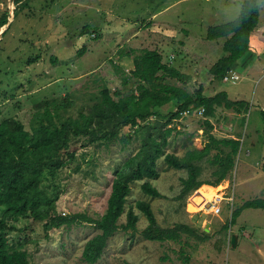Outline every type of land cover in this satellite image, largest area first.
<instances>
[{
	"label": "rangeland",
	"instance_id": "374dc122",
	"mask_svg": "<svg viewBox=\"0 0 264 264\" xmlns=\"http://www.w3.org/2000/svg\"><path fill=\"white\" fill-rule=\"evenodd\" d=\"M235 2L0 0V21L6 18L0 27V122L14 117L29 130L33 112L55 98L69 95L72 105L62 113L75 116L104 89L128 92L130 84L122 85V76L130 74L133 60L144 49L157 50L163 63L189 76L185 82L166 77V83L190 93L202 88L205 96L226 91L229 99L247 102L245 112L215 106L212 116L199 115L194 109L178 119L170 116L178 103H168L157 109L163 118L150 117L135 132L123 129L131 135L127 145L118 141L90 145L81 137L71 140L74 160L47 177L46 191L50 196L58 193L57 212H86L94 217L106 209L115 169L141 146L142 126L156 120L157 128L163 129L162 123L171 119L166 152L179 156L185 147L202 148L210 136L239 141L233 167L221 183L202 185L187 194L181 183L186 172L167 167L158 158V176L131 183L118 221L125 224L131 208L138 216L136 229L119 228L94 264H264V210L243 209L231 224L232 212L244 201L264 199V55L258 52L264 47V9L251 34L252 43L221 79L213 77L210 67L224 54L226 38L206 39L207 27L224 23ZM85 25H90L89 32L81 35ZM229 150L213 146L209 158ZM244 159L247 163L242 167ZM199 164L200 180L214 181L215 166L206 159ZM144 181L152 183L160 196L145 194L140 187ZM206 190L214 193L212 200L207 199ZM138 200L149 202L157 226L177 228L176 240L143 236L148 221L135 208ZM215 207H220L218 213H213ZM14 224L23 229L9 231L8 242L25 250L31 264H86L81 259L83 246L98 232L91 225L45 232L38 222L29 226L18 219Z\"/></svg>",
	"mask_w": 264,
	"mask_h": 264
},
{
	"label": "trees",
	"instance_id": "16d2710c",
	"mask_svg": "<svg viewBox=\"0 0 264 264\" xmlns=\"http://www.w3.org/2000/svg\"><path fill=\"white\" fill-rule=\"evenodd\" d=\"M18 2L19 0H15ZM260 10L253 9L235 25L226 22L208 26L206 39L226 38L223 44L224 54L210 67L215 79H221L248 49L249 37L259 24ZM0 21V27L6 23ZM90 25H85L81 35L89 32ZM134 69L129 75L122 76L121 84L128 86V92L104 89L92 105L80 109L75 116L62 112L72 105L69 95L46 102L33 112V124L26 129L24 124L14 117L0 122V264H31L28 254L21 248L11 246L7 233L15 231L14 221L24 219L29 223H41L47 232L51 228L91 225L97 233L86 241L81 259L86 264H94L103 254L107 240L119 228L135 230L138 216L130 208L126 223L118 224L125 210L126 198L130 194L131 183L158 176L156 161L162 157L167 167L184 170L186 177L181 179L182 192L187 194L203 186L221 183L233 167L239 141L234 139H216L210 136L202 148L185 147L179 156L166 152L169 143L167 137L172 128L168 122L178 119L185 110L204 108L203 115L212 116L215 106L232 108L236 111L247 110L244 100H231L225 91L213 96L202 94V88L190 93L184 87L166 83L165 78H176L185 82L188 75L182 74L175 67L162 62L157 50L144 49L133 60ZM116 70H121L115 66ZM121 72V71H120ZM178 103L171 119L162 123L163 129L157 128L155 120L151 125L142 126L141 146L135 154L125 159L114 171L110 193L104 213L90 216L86 212L59 213L55 201L58 193L47 194L45 180L54 177L58 170L74 160L75 150L69 151L73 138H85L90 145H108L118 141L127 145L131 135L123 129H139V125L150 117L163 118L158 108L168 103ZM264 121V112L261 113ZM144 130V131H143ZM228 146L230 150L224 156L215 154L211 159L209 153L213 146ZM206 159L214 165V181L200 180V161ZM199 161V162H198ZM198 162V163H197ZM207 184V185H204ZM141 190L151 196L160 193L148 181L141 184ZM54 190V188H53ZM135 208L142 212L148 225L143 236L154 241L177 239L176 229L164 230L157 226L149 202L138 200ZM256 208L264 210V199L246 200L231 215V224L243 209Z\"/></svg>",
	"mask_w": 264,
	"mask_h": 264
},
{
	"label": "clouds",
	"instance_id": "9594fccd",
	"mask_svg": "<svg viewBox=\"0 0 264 264\" xmlns=\"http://www.w3.org/2000/svg\"><path fill=\"white\" fill-rule=\"evenodd\" d=\"M261 5H264V0H236L235 3L231 5L229 8L226 23L235 25L239 23L242 19H244L251 10L264 9ZM205 195L208 200H212L214 197V193L211 190H206ZM199 202V201H197ZM213 211L218 212V208H213Z\"/></svg>",
	"mask_w": 264,
	"mask_h": 264
},
{
	"label": "crops",
	"instance_id": "0c3cea01",
	"mask_svg": "<svg viewBox=\"0 0 264 264\" xmlns=\"http://www.w3.org/2000/svg\"><path fill=\"white\" fill-rule=\"evenodd\" d=\"M252 34V33H251ZM256 35V34H255ZM257 37V36H256ZM256 39V38H255ZM258 39V38H257ZM259 40V39H258ZM261 40V39H260ZM249 43H252L251 42V35H250V38H249ZM258 52H262L263 53V55H264V47L261 49V50H259ZM259 60H260V57H259ZM257 63H258V61H257ZM250 64V66L249 67H251V66H253V64L252 63H249ZM249 64H247L246 66H248ZM226 92V91H225ZM227 93V92H226ZM238 100H244V99H238ZM252 145V144H251ZM245 146V147H244ZM246 144L244 143L243 145H242V149L244 150V151H246ZM247 162L245 161V159L243 160V165H242V167H244V164H246ZM204 185H207V184H204ZM214 213V212H213Z\"/></svg>",
	"mask_w": 264,
	"mask_h": 264
},
{
	"label": "built area",
	"instance_id": "2783aa9c",
	"mask_svg": "<svg viewBox=\"0 0 264 264\" xmlns=\"http://www.w3.org/2000/svg\"><path fill=\"white\" fill-rule=\"evenodd\" d=\"M194 109H191V110H185L183 113H190L191 111H193ZM199 115H203V112H204V108L200 107V108H197L195 109ZM219 200V199H218ZM215 208H218V212L220 211V207H215ZM214 213H218L217 211H213Z\"/></svg>",
	"mask_w": 264,
	"mask_h": 264
},
{
	"label": "water",
	"instance_id": "95a60500",
	"mask_svg": "<svg viewBox=\"0 0 264 264\" xmlns=\"http://www.w3.org/2000/svg\"><path fill=\"white\" fill-rule=\"evenodd\" d=\"M233 241V240H232Z\"/></svg>",
	"mask_w": 264,
	"mask_h": 264
}]
</instances>
